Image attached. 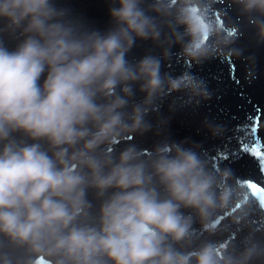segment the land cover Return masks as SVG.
<instances>
[{
	"label": "clouds",
	"instance_id": "obj_1",
	"mask_svg": "<svg viewBox=\"0 0 264 264\" xmlns=\"http://www.w3.org/2000/svg\"><path fill=\"white\" fill-rule=\"evenodd\" d=\"M108 3L101 32L58 0H0V264H264V206L243 178L199 145L132 142L162 134L173 93L211 98L163 63L241 58L243 26L264 43V0ZM137 39L160 55L130 62Z\"/></svg>",
	"mask_w": 264,
	"mask_h": 264
}]
</instances>
